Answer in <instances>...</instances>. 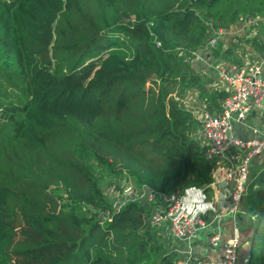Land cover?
<instances>
[{"label": "trees", "instance_id": "16d2710c", "mask_svg": "<svg viewBox=\"0 0 264 264\" xmlns=\"http://www.w3.org/2000/svg\"><path fill=\"white\" fill-rule=\"evenodd\" d=\"M253 19L257 36L210 44ZM246 44L264 51V0H0V264H177L156 202L113 212L99 174L206 190L210 144L177 96L220 113L229 91L191 58L242 65ZM250 249L264 264V207Z\"/></svg>", "mask_w": 264, "mask_h": 264}, {"label": "crops", "instance_id": "0c3cea01", "mask_svg": "<svg viewBox=\"0 0 264 264\" xmlns=\"http://www.w3.org/2000/svg\"><path fill=\"white\" fill-rule=\"evenodd\" d=\"M259 19L250 22L237 23L234 26L221 30L217 37L226 47L231 45L237 37L249 39L259 34L256 26ZM253 25V28L250 26ZM247 63H260L263 66L264 75V51L251 49L246 44ZM191 65L194 71L204 77V89L211 92L215 89H227L226 83L220 78V73L235 63L227 59H219L212 56L209 48L193 53ZM200 89H188L177 98L181 104L191 110L202 125V119L206 112L217 113L206 100L201 97ZM233 132L236 137L244 140L260 138L264 133V100L261 106L254 107L248 117L243 121H235ZM195 137H201V127L194 133ZM247 148L232 147L225 157L211 158L213 162V182L197 193L194 189H187L188 197L183 203V209L192 216H201L209 220L208 228L202 230L193 242L183 241L174 237L169 232L166 224L160 227L167 232L169 246L181 256L189 257V264H199L200 261H213L223 258L224 244L229 239L237 236L239 239V251L237 264H248L251 256V244L255 225L262 208L264 207V150L251 158L249 162V175L246 183V194L241 203V210L237 216L229 214L232 204L231 181L221 180V171L238 165L247 155ZM155 210L164 206L161 200L156 201ZM216 214H224L223 217L215 218ZM220 236V244L213 246L209 238L213 235Z\"/></svg>", "mask_w": 264, "mask_h": 264}, {"label": "built area", "instance_id": "2783aa9c", "mask_svg": "<svg viewBox=\"0 0 264 264\" xmlns=\"http://www.w3.org/2000/svg\"><path fill=\"white\" fill-rule=\"evenodd\" d=\"M217 37H211L210 44L214 45ZM221 80L226 83L229 95L223 101L220 113L206 112L202 119L201 137L210 144V156L225 157L227 151L236 146L247 148L248 155L236 166L221 171V180L231 181L232 204L228 211L230 215L237 216L241 210V203L246 194V183L249 175V162L252 157L264 150V133L260 138L249 140L235 136L234 122L245 120L251 110L261 106L264 100V75L260 63L234 64L220 73ZM204 188H194L202 193ZM112 200L113 212L121 210L129 202H156L161 200L162 209L153 212L151 222L153 225L166 224L170 233L183 241L193 242L199 233L208 228L209 220L199 215L192 216L183 209V203L188 197L185 192L158 194L146 186H138L133 181L122 179L114 182L107 190ZM224 214H216L215 218ZM102 220H111V213L101 215ZM213 246L220 244V236L209 238ZM239 239L237 236L226 241L222 259L213 261H200L199 264H237ZM177 264H189V257H182Z\"/></svg>", "mask_w": 264, "mask_h": 264}, {"label": "rangeland", "instance_id": "374dc122", "mask_svg": "<svg viewBox=\"0 0 264 264\" xmlns=\"http://www.w3.org/2000/svg\"><path fill=\"white\" fill-rule=\"evenodd\" d=\"M250 27H252V25ZM102 173H103L102 175L99 174L100 179L103 183L101 187H103V189L107 192V190L111 185V182L114 181L116 177H111L106 171H102Z\"/></svg>", "mask_w": 264, "mask_h": 264}]
</instances>
